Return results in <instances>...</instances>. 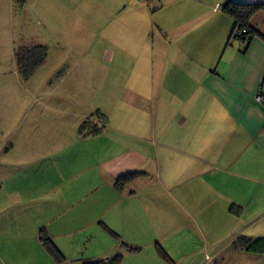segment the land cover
I'll return each instance as SVG.
<instances>
[{
    "label": "crops",
    "instance_id": "0c3cea01",
    "mask_svg": "<svg viewBox=\"0 0 264 264\" xmlns=\"http://www.w3.org/2000/svg\"><path fill=\"white\" fill-rule=\"evenodd\" d=\"M227 1L11 0L14 55L30 24L29 47L70 80L57 100L33 95L6 155L0 264H264L232 248L264 238V9L240 40ZM87 112L105 131L82 134ZM127 173L140 176L119 189Z\"/></svg>",
    "mask_w": 264,
    "mask_h": 264
},
{
    "label": "rangeland",
    "instance_id": "374dc122",
    "mask_svg": "<svg viewBox=\"0 0 264 264\" xmlns=\"http://www.w3.org/2000/svg\"><path fill=\"white\" fill-rule=\"evenodd\" d=\"M142 2L147 4L151 3L152 0ZM10 6L11 0H0V191L4 190L3 184L7 180L6 177L9 176L11 172L10 169L3 167L7 162L6 155L12 150L16 139L26 134L27 127H25V124L28 120H24L26 113L25 110L27 106L36 99L33 95L40 90H53L52 93H58L64 87H67V82L70 80V78H68L69 80L62 81V77H60L61 75L59 73H54L55 64L47 62V60V66L39 72H35L29 80H23L20 77L19 72L17 71L18 65L16 62V56L13 53V40L14 44H18L19 41L16 40V36L19 32L15 31L16 25L11 23ZM25 14L27 23L29 22L28 18H34L33 13L28 8L25 10ZM29 28H31L30 24L28 25V31L21 35L28 47L29 44H31L30 42L35 40V32L29 30ZM16 51L17 50H15V54ZM49 61L51 60L49 59ZM15 69L18 72V77L16 76L17 74H14ZM60 94L61 92L54 94V99L57 100V98L61 96ZM97 99L100 101V98ZM91 113L92 112H87V114L90 115L85 120L88 125L89 121H87V119L94 116L91 115ZM53 116L63 117L62 115L57 114ZM89 132L90 127L84 131L83 135H86ZM42 134H44V131ZM21 151L22 150L20 149L18 152L20 153ZM13 181L14 180L9 179L7 184H10ZM177 238L179 242L178 244H181L180 242H190L192 246H194L193 250L200 248L198 246L201 245V242L196 236L192 237V240H186L181 235L177 236ZM179 254L181 255V251L176 256H180ZM0 255L1 257L3 256L1 252ZM129 263L130 261H127L126 264ZM188 263H190V261H188Z\"/></svg>",
    "mask_w": 264,
    "mask_h": 264
},
{
    "label": "trees",
    "instance_id": "16d2710c",
    "mask_svg": "<svg viewBox=\"0 0 264 264\" xmlns=\"http://www.w3.org/2000/svg\"><path fill=\"white\" fill-rule=\"evenodd\" d=\"M17 7L21 8L24 5V0H13ZM144 1V0H142ZM222 9L228 13L235 21V27L232 33V38L240 39L235 36V30L237 28L241 30H246V35L243 39L245 40L249 36L253 34V31L249 28V22L252 16L259 10L264 9V5H244L238 4L234 2V0H228L222 5ZM47 48L43 45H34L31 47H21L16 51V62L18 65V72L20 77L23 80H29L35 72L42 67L47 60ZM94 116L98 117L96 114ZM99 118V117H98ZM101 120V119H100ZM103 122V121H102ZM85 127H89L88 123H84V128L82 131L84 132ZM101 131H90L89 133L95 134ZM83 134V133H82ZM140 176L139 173H127L125 175L120 176L116 181V186L121 189L126 184L130 183L135 178ZM104 230L113 238L119 240V237L104 227ZM42 244L45 250L54 257L57 261H61V255L58 249L53 245V243L48 239V237L44 234L42 238ZM232 248L234 250H242L249 254L254 255H262L264 254V238H260L257 240H252L247 237H241L236 240ZM126 250L130 253L138 252L140 249H133L126 247ZM158 253L160 257L168 263H171L167 253L162 249H158ZM123 257L122 255H117L112 259L108 260H100L94 262H87L84 264H122Z\"/></svg>",
    "mask_w": 264,
    "mask_h": 264
},
{
    "label": "built area",
    "instance_id": "2783aa9c",
    "mask_svg": "<svg viewBox=\"0 0 264 264\" xmlns=\"http://www.w3.org/2000/svg\"><path fill=\"white\" fill-rule=\"evenodd\" d=\"M144 1H150V0H144ZM234 34L236 37L243 39L246 35V30H241L237 28ZM257 101L260 103L263 102V97L261 93L257 96ZM87 121H89L90 131H105L106 129L103 122L96 116L93 117L91 116L90 118L87 119Z\"/></svg>",
    "mask_w": 264,
    "mask_h": 264
}]
</instances>
